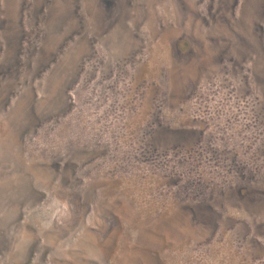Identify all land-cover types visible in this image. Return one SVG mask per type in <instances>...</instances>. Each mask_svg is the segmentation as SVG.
<instances>
[{
  "label": "rangeland",
  "instance_id": "374dc122",
  "mask_svg": "<svg viewBox=\"0 0 264 264\" xmlns=\"http://www.w3.org/2000/svg\"><path fill=\"white\" fill-rule=\"evenodd\" d=\"M0 264H264V0H0Z\"/></svg>",
  "mask_w": 264,
  "mask_h": 264
}]
</instances>
